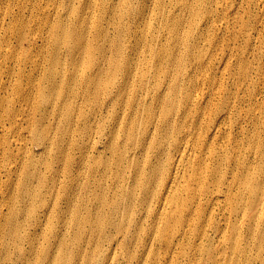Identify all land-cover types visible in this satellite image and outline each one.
I'll return each mask as SVG.
<instances>
[{"label": "bare ground", "instance_id": "6f19581e", "mask_svg": "<svg viewBox=\"0 0 264 264\" xmlns=\"http://www.w3.org/2000/svg\"><path fill=\"white\" fill-rule=\"evenodd\" d=\"M144 2L0 0V264H264V0Z\"/></svg>", "mask_w": 264, "mask_h": 264}, {"label": "rangeland", "instance_id": "374dc122", "mask_svg": "<svg viewBox=\"0 0 264 264\" xmlns=\"http://www.w3.org/2000/svg\"><path fill=\"white\" fill-rule=\"evenodd\" d=\"M180 1L181 0H145L144 7L147 9L150 22L146 23L148 20H146L145 23L141 22L140 28H142V30H143L142 33L144 35H146L145 32L147 33L146 38L150 34L155 32L154 26H156L155 22H156L157 19H156V15H152L151 14L152 10L155 9V7H157V6L159 7V5L161 3L166 2L167 4L172 5L173 10L175 11ZM142 5H143V3L140 4L141 7H142ZM247 11H246V9H241L240 12H239L240 13L239 15L243 16L245 19H247V21L250 20V23H251L250 27L251 28L248 27L244 31H243L242 28H239L238 33H237L236 36H231V37L222 36L220 40L223 43L224 42L226 43L225 46H227V45L228 46H233L234 49L242 48V50L246 49L247 41H249L250 45H249V48L247 50V56L249 58H251L250 52H252L251 51L252 49H253V53L254 54H257L258 52H261L259 50V48H260L259 43L260 42L259 43H255V42L257 40L256 38H261L260 40L264 39V28H263L264 27V20H263V22L261 24H259V20L261 18V12L259 10L252 9L253 12L251 11V14H249ZM245 12H247L246 15H245ZM125 20H126L125 21L126 24L124 23V25H127L128 27L131 26V29H133V25H135V22L133 23V21L131 19H129V18H126ZM137 25H139L138 22H137ZM145 26H147L148 28L145 29ZM262 32H263V34H262ZM138 33L141 34L140 32H138ZM257 34H258V36H257ZM131 42H132L131 38L124 39V48L125 47L126 48L129 47L130 44H132ZM140 51H143V53L141 52V57L142 58L144 56H148L147 45L142 47ZM257 56L258 57L259 56L262 57L260 54H257ZM260 64H263V62L260 63ZM103 114H105L104 111H103ZM110 119H111V116L109 114L108 115L106 114L105 120L103 122H110L109 121ZM100 122H102V120ZM60 179H61V181H63L62 184L67 183L66 179H64V178H60ZM63 198H64V196H62L60 198L59 204H60L61 208L64 210L65 201H64ZM59 228H60V226H59ZM87 229H90V231H92V228L90 226H86L84 228V231H83V238H81V239L77 238L75 236L74 232L70 234L69 239L67 241V243L69 244V249H65L64 248V253L67 255L66 257L69 259V264H70V262H72L73 264H77V262H81L80 259L77 257V255L82 254V253L85 255L86 259H89L91 257L92 254L87 251L89 248H87L86 246L88 245V239L90 238V236H91L90 234H92V233L90 232V234H86L85 230H87ZM45 263H47V262L43 261V264H45Z\"/></svg>", "mask_w": 264, "mask_h": 264}]
</instances>
